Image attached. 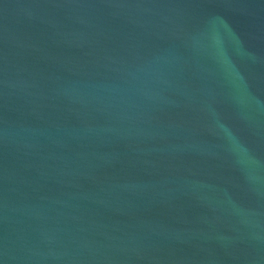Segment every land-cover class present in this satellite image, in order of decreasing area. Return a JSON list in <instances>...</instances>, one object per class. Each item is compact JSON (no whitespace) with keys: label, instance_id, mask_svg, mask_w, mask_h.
Listing matches in <instances>:
<instances>
[{"label":"water","instance_id":"1","mask_svg":"<svg viewBox=\"0 0 264 264\" xmlns=\"http://www.w3.org/2000/svg\"><path fill=\"white\" fill-rule=\"evenodd\" d=\"M0 264H264V0H0Z\"/></svg>","mask_w":264,"mask_h":264}]
</instances>
